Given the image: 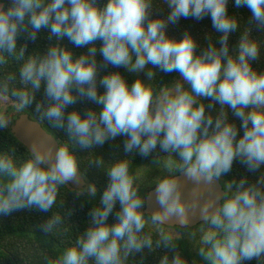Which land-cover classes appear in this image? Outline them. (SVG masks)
<instances>
[{"label":"clouds","instance_id":"obj_1","mask_svg":"<svg viewBox=\"0 0 264 264\" xmlns=\"http://www.w3.org/2000/svg\"><path fill=\"white\" fill-rule=\"evenodd\" d=\"M229 4L0 0V66L9 59L19 64L16 74L0 80V98L32 109L66 137L55 149L33 140L23 159L15 146L0 151V215L52 212L62 185L79 184L72 187L75 197L94 201L98 188L86 182L77 150L88 153L123 137V158L88 161L107 184L85 231L48 264H136L133 258L145 250H163L158 264H189L175 237L197 233L199 260L191 264H264V0H232L235 9L249 11L246 22L229 14ZM182 18H210L215 40L206 34L201 47L187 29L180 38L170 36L169 26ZM42 32L46 49L26 55ZM73 48L87 51L77 55ZM160 73L178 75L162 85ZM84 102L94 107H76ZM11 124L7 110L0 111V131ZM135 155L175 164L160 171L150 211L148 192L131 171ZM235 163L252 178L225 181ZM181 174L193 184L189 199ZM216 183L222 194L204 198L205 186ZM197 215L200 222L192 226ZM64 219L52 213L39 227L51 234ZM149 224L160 229L155 242L145 231Z\"/></svg>","mask_w":264,"mask_h":264},{"label":"trees","instance_id":"obj_2","mask_svg":"<svg viewBox=\"0 0 264 264\" xmlns=\"http://www.w3.org/2000/svg\"><path fill=\"white\" fill-rule=\"evenodd\" d=\"M237 13L245 22L250 15L246 8H241L239 10L235 9L232 5V0H230L229 14L234 15ZM186 29L192 33L201 47L206 45V34H212L214 40L216 38L214 30L211 27L210 18H205L199 22L182 18L178 24L169 26L168 34L180 38ZM253 34L257 35L255 32ZM46 35V32H42L35 43L29 42L25 54L30 55L37 49L42 53L48 44V41L45 39ZM238 37L239 32L233 33L230 36V46L236 44ZM23 42V39H20L18 44H22ZM62 43L72 48V45L68 44L66 39ZM97 47H99V42L97 43ZM73 51L78 55L87 51V49L73 48ZM97 59H101L99 54ZM18 68L19 64L17 61L9 59L6 65L0 66V80H3L8 75L16 74ZM113 70L116 69H112L111 67L108 69V71ZM119 71L123 72L124 70L119 69ZM177 75L176 73L168 75L160 73L157 79L163 85L177 78ZM131 80H133V76L129 77V82H131ZM41 94L42 93L37 94V99L40 98ZM76 107L83 110L87 107H94V105L84 102L78 104ZM8 113L12 117V124L9 129L0 131V151H4L10 146H15L18 159H23L29 155V150L12 133L13 120L20 113H27L31 118L39 120L44 128L59 141L60 145L66 141L65 134L62 131H57L51 128L46 121L40 120L37 116L38 114L34 113L32 109L17 108L16 110L11 109ZM237 123L239 122L237 121ZM122 141L123 137H118L115 141H108L103 146L97 147L95 150L88 153L77 150V155L80 156L81 172L85 176L86 182H93L97 185L98 193L94 201L88 200L86 196L77 199L72 192L71 185H62L60 186L57 201L53 206L52 212L49 211L45 213L32 208L15 211L7 216L0 215V264H48L50 259H58L66 248L75 244L77 237L85 231L87 227L89 210L93 203H99L100 193H102L107 184V177L105 174L95 167H87L88 161L95 158L96 155L101 156L106 162L123 158L125 153L123 152ZM162 159L165 158H161L160 160ZM129 160L131 161V171L135 176L144 166L153 163L152 157L143 158L139 155L129 157ZM245 174L249 175L250 179L252 178L251 174L246 173L241 165L235 163L232 172L225 176L224 180H231L233 177L239 179L240 176ZM152 186L153 185H150L146 191L149 192ZM70 211L71 215H65L66 213H70ZM52 213L64 215L65 219L51 234H45L41 231L39 226L43 224ZM109 222H113L112 217L109 218ZM145 231L151 233L154 242L160 239V231H156L149 226H146ZM175 242L182 254L189 260V264H191L193 260H199L195 255L196 248L188 236L182 235L180 237H175ZM162 254L163 250H158V252L155 253H148L147 250H145L144 253L137 254L133 260L136 264H140L141 257L143 256V264H158L159 257ZM248 264H255V261L248 262Z\"/></svg>","mask_w":264,"mask_h":264},{"label":"water","instance_id":"obj_3","mask_svg":"<svg viewBox=\"0 0 264 264\" xmlns=\"http://www.w3.org/2000/svg\"><path fill=\"white\" fill-rule=\"evenodd\" d=\"M12 133L28 150L31 147L33 140H39L45 145L52 146L53 149H55L57 145H60L59 141L44 128L39 120L31 118V116L27 113H20L14 118ZM180 180L184 189V198L189 199L191 197L193 184L191 181L187 180L183 174L180 175ZM71 186L79 187V184H72ZM205 187L206 190L203 192L204 198L209 195H216L218 193L222 194V186L219 183ZM154 207H156L155 188H152L148 192L146 211H150ZM199 222L198 215L194 216L192 226H195ZM172 225L173 222H169V226Z\"/></svg>","mask_w":264,"mask_h":264},{"label":"rangeland","instance_id":"obj_4","mask_svg":"<svg viewBox=\"0 0 264 264\" xmlns=\"http://www.w3.org/2000/svg\"><path fill=\"white\" fill-rule=\"evenodd\" d=\"M133 79H135L134 76ZM17 108H18L17 105L12 100L9 99L5 101L2 98H0V111H4L6 109L8 112L11 109L16 110ZM165 167H175V164L173 161H169L165 158L159 160L158 162L144 166L141 170H139L136 173V177L142 183V186L146 190L150 185H154L160 171H162ZM147 226H149L150 228L156 231H160L158 226H153L151 224ZM165 231H169V229L165 228ZM188 237L191 239V242L193 243L194 247L197 248L200 241V233H197L195 236H188Z\"/></svg>","mask_w":264,"mask_h":264}]
</instances>
